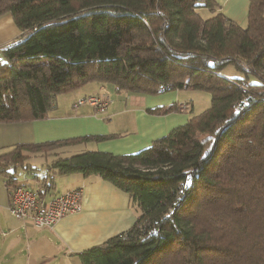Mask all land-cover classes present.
Masks as SVG:
<instances>
[{"label":"trees","instance_id":"obj_1","mask_svg":"<svg viewBox=\"0 0 264 264\" xmlns=\"http://www.w3.org/2000/svg\"><path fill=\"white\" fill-rule=\"evenodd\" d=\"M217 7L214 0H0V16L12 15L20 30L1 49L0 123L47 119L59 94L94 81L128 94L193 89L212 97L201 115L134 154L58 152L111 136L18 144L0 154L9 189L20 169H30L29 153H53L56 173L98 175L129 194L134 225L79 253L83 264H264V0H249L245 25L199 13ZM229 65L247 76L224 77ZM149 111L186 110L175 103ZM54 188L50 181L38 190Z\"/></svg>","mask_w":264,"mask_h":264},{"label":"crops","instance_id":"obj_2","mask_svg":"<svg viewBox=\"0 0 264 264\" xmlns=\"http://www.w3.org/2000/svg\"><path fill=\"white\" fill-rule=\"evenodd\" d=\"M214 1L218 4L216 12H221L237 23L244 24L249 0ZM19 35L20 30L12 15L0 16L1 60H3L1 49ZM98 84L99 93L87 94L81 90L72 94L70 98L57 97V102L47 119L0 123V154L18 144L64 141L85 136L111 137L99 142L90 141L62 147L58 152L63 157L88 150L116 155L134 154L150 147L154 140L166 136L174 128L188 121L187 116L183 114L163 115L149 111L173 104L175 98L140 95L137 96L139 98H134L136 106L129 108L124 107L126 104L123 102L124 97L121 101L110 97L109 89L112 85L99 82ZM92 95L109 98L110 104L105 114H99L89 105L74 107L78 100ZM176 117L180 118L176 119ZM173 118L175 119L172 120ZM123 124L128 131L119 132L118 127ZM28 156L26 164L30 165V169L18 171L16 186L38 189L44 182L53 181L56 189L59 176L71 175L61 179L62 183H66L62 191L57 192L52 189L43 197L49 200L69 190L83 189L82 209L78 213L62 218L54 228L37 229L31 219L18 220L11 215L10 189L6 185L8 176L0 172V264H76L78 259H81L79 253L103 245L109 239L127 232L134 225L137 212L131 205L128 193L98 175L56 173L50 169L56 157L53 153L51 155L29 153ZM28 181L34 182L35 186L22 185Z\"/></svg>","mask_w":264,"mask_h":264},{"label":"built area","instance_id":"obj_3","mask_svg":"<svg viewBox=\"0 0 264 264\" xmlns=\"http://www.w3.org/2000/svg\"><path fill=\"white\" fill-rule=\"evenodd\" d=\"M110 104L108 97L92 95L78 100L74 107H93L99 114H105ZM11 215L18 220L31 219L37 229L54 228L65 216L81 211L83 189L69 190L46 200L40 190L23 186L10 188Z\"/></svg>","mask_w":264,"mask_h":264},{"label":"rangeland","instance_id":"obj_4","mask_svg":"<svg viewBox=\"0 0 264 264\" xmlns=\"http://www.w3.org/2000/svg\"><path fill=\"white\" fill-rule=\"evenodd\" d=\"M199 13L201 15V17L203 19H209L213 16L216 15V11L215 10H211L208 8H200L199 9ZM245 25V24H244ZM222 75L228 79H236V78H242L244 79L247 75L239 70H237V68L233 65H229L227 67H225L222 70ZM248 82L249 83H257L258 82V77L255 74H248ZM102 84V83H100ZM95 86V88H94ZM99 84L98 82L94 81L91 82L87 85H85L84 87H81L79 89H76L75 91L69 92V93H63L62 95H58V98H61V96H68V98L71 97L72 94H76V92H79L81 90H83L84 92H86L87 94H92V93H99L100 92V87H98ZM109 94L110 97H112L113 100L116 101H121V98H125V100L123 102H125L126 104L124 105V107H135L136 104L134 102V98H139L137 96L140 95H133V94H128L126 92H117L115 91L114 87H110L109 89ZM60 96V97H59ZM56 97V98H57ZM175 98V103H178L179 105H182L184 107V109L186 110L185 112H173V113H177L176 115H184L187 116V119L191 118L192 116H199L201 115L204 111H206L207 109L210 108L211 106V101H212V97L211 94L206 92V91H200V90H193V89H184V90H178V91H170L164 94H160V95H156L154 96V98ZM63 98V97H62ZM55 103L57 102V99H55ZM172 104H169L167 106H170ZM188 108V109H187ZM170 114V113H169ZM180 117H176V119H179ZM175 118H173L172 120H174ZM119 132H126L127 127L120 126L118 127ZM131 131V130H130ZM162 138V137H161ZM160 139V138H158ZM157 140V139H156ZM71 176V175H68ZM68 176H59L57 178V186L56 189H54L55 191L59 192L62 191V187L63 185H66V183H62L61 179L62 178H68ZM34 182H30L28 181L25 184L22 185H28V187L30 186H35ZM80 262L81 259H78V262L76 264H81Z\"/></svg>","mask_w":264,"mask_h":264}]
</instances>
